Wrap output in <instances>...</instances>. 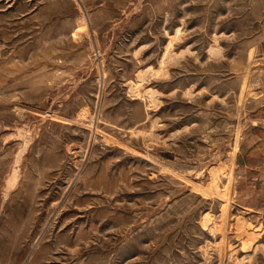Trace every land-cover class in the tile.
Returning a JSON list of instances; mask_svg holds the SVG:
<instances>
[{"label":"rangeland","instance_id":"374dc122","mask_svg":"<svg viewBox=\"0 0 264 264\" xmlns=\"http://www.w3.org/2000/svg\"><path fill=\"white\" fill-rule=\"evenodd\" d=\"M0 264H264V0H0Z\"/></svg>","mask_w":264,"mask_h":264}]
</instances>
